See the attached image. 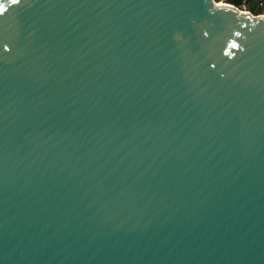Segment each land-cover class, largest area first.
I'll use <instances>...</instances> for the list:
<instances>
[{
    "label": "water",
    "instance_id": "water-1",
    "mask_svg": "<svg viewBox=\"0 0 264 264\" xmlns=\"http://www.w3.org/2000/svg\"><path fill=\"white\" fill-rule=\"evenodd\" d=\"M0 5V264H264L263 18Z\"/></svg>",
    "mask_w": 264,
    "mask_h": 264
},
{
    "label": "trees",
    "instance_id": "trees-1",
    "mask_svg": "<svg viewBox=\"0 0 264 264\" xmlns=\"http://www.w3.org/2000/svg\"><path fill=\"white\" fill-rule=\"evenodd\" d=\"M227 3L236 8L245 5L247 11L253 16L261 15L264 8V0H227Z\"/></svg>",
    "mask_w": 264,
    "mask_h": 264
},
{
    "label": "rangeland",
    "instance_id": "rangeland-1",
    "mask_svg": "<svg viewBox=\"0 0 264 264\" xmlns=\"http://www.w3.org/2000/svg\"><path fill=\"white\" fill-rule=\"evenodd\" d=\"M216 2L218 3V4H227V5H230V6H232L231 4H228L227 3V0H216ZM233 7H235V6H233ZM236 8V7H235ZM239 11H241V12H245V13H249L248 11H247V8L245 7V5L244 6H242V7H240V8H237Z\"/></svg>",
    "mask_w": 264,
    "mask_h": 264
},
{
    "label": "snow or ice",
    "instance_id": "snow-or-ice-1",
    "mask_svg": "<svg viewBox=\"0 0 264 264\" xmlns=\"http://www.w3.org/2000/svg\"><path fill=\"white\" fill-rule=\"evenodd\" d=\"M13 3H17V0H12ZM4 11V8H3V5H0V12H3Z\"/></svg>",
    "mask_w": 264,
    "mask_h": 264
},
{
    "label": "built area",
    "instance_id": "built-area-1",
    "mask_svg": "<svg viewBox=\"0 0 264 264\" xmlns=\"http://www.w3.org/2000/svg\"><path fill=\"white\" fill-rule=\"evenodd\" d=\"M253 16V15H252ZM255 17H261L264 19V8H263V11H262V14L261 15H258V16H255Z\"/></svg>",
    "mask_w": 264,
    "mask_h": 264
},
{
    "label": "bare ground",
    "instance_id": "bare-ground-1",
    "mask_svg": "<svg viewBox=\"0 0 264 264\" xmlns=\"http://www.w3.org/2000/svg\"><path fill=\"white\" fill-rule=\"evenodd\" d=\"M219 5H223V6H228L227 4H219ZM241 12V11H240ZM242 14H249V13H245V12H241Z\"/></svg>",
    "mask_w": 264,
    "mask_h": 264
}]
</instances>
